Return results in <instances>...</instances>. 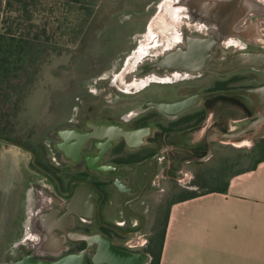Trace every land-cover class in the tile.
Returning a JSON list of instances; mask_svg holds the SVG:
<instances>
[{"label":"flooded vegetation","instance_id":"1","mask_svg":"<svg viewBox=\"0 0 264 264\" xmlns=\"http://www.w3.org/2000/svg\"><path fill=\"white\" fill-rule=\"evenodd\" d=\"M232 3L226 8L233 7ZM256 4L264 8V0H250V6ZM256 13L262 11L250 14ZM250 14L238 17L237 12L221 7L219 20L212 23L214 20H205L200 12L199 17L213 28L208 35L221 30V17L226 18L222 30L228 44L233 43L236 33L254 24L259 27L253 37L241 35L245 42L240 47L234 43L225 50L218 44V49L224 50V55L215 59L218 65L230 57L264 53L259 19L240 26ZM128 70L117 79L123 91H131L137 80ZM179 73L183 74L180 79L173 78L171 83H181L177 88L171 86L175 90L169 91L168 97L150 98L108 115H86L57 131L55 153L42 146L33 150L41 166H36L42 177L40 185L51 201L35 214L34 227L40 232L36 249H19L11 264L25 257L53 262L82 254L88 264H108L102 261L103 253L125 252L150 254L148 264L152 263L174 203L190 191L205 188L202 170L189 180L190 168L216 156L221 133L244 129L263 111L248 91L264 86V67L241 66L228 73L213 69ZM232 123L240 125L234 128ZM256 129L263 132L264 123L245 135ZM251 139L258 142L264 137ZM209 154L207 160H200ZM27 228L21 239L28 235Z\"/></svg>","mask_w":264,"mask_h":264},{"label":"rangeland","instance_id":"2","mask_svg":"<svg viewBox=\"0 0 264 264\" xmlns=\"http://www.w3.org/2000/svg\"><path fill=\"white\" fill-rule=\"evenodd\" d=\"M14 5L17 7V3L14 2ZM177 5H185V8L189 5V8L184 13L176 12L178 20L172 16L166 17V14L175 12ZM190 5L188 0H93L92 3L83 4L71 0H42L37 14L38 26L35 28L42 32L41 41L47 49L42 59V68L34 90L27 96L19 112L15 114L9 108L0 109V132L36 148L45 147L53 154L57 131L86 115H108L139 106L150 98L168 97V92L173 93L172 90L181 81L171 83L169 75L172 72L159 67L162 54L183 46L186 33L206 36L213 31L199 15L195 16L191 12L195 10ZM6 8V2L0 6V30ZM168 10L171 12H167ZM158 14L162 18V24L159 20L155 21L152 28L157 34L150 39L147 34L149 24ZM256 18L264 32V11L250 14L240 26ZM175 28L181 39L171 43L174 37L172 30ZM24 32L27 34L28 30L25 29ZM159 39L170 43L166 48L161 45L154 47ZM226 39L222 36L219 42V46L225 50H228V45L233 46L235 43L240 47L245 42L239 33L231 39V44ZM141 44L144 45L143 50L149 48L146 50H149V55L136 63V85L130 88L131 91H123L118 86L117 79L130 67H135L127 63L124 69L127 59L131 65L134 64L133 61L139 55L135 52ZM154 76L159 81L151 80ZM147 79H150L148 85L144 84ZM173 85L175 88L171 87ZM237 125L240 124H232L233 127ZM260 133L261 130L256 129L238 139H229L231 144H228L225 151L235 152L236 144L243 147L239 149L244 151L245 161L248 160L246 157H249L250 147H253L250 144L251 138ZM5 158L9 162L8 170L11 174L5 185H10V191L18 190L20 196L27 189L31 190L23 206L22 198L19 199L18 196L7 205L15 208L10 219L15 234L10 241H1L0 248L2 264H10L12 259L19 256V249H36L35 240L39 238L40 232L33 224L35 214L42 207L40 197L45 196L49 201L51 198L40 185L41 173L33 167L31 153L0 142V171ZM27 219L29 234L21 239ZM140 242H144L143 239Z\"/></svg>","mask_w":264,"mask_h":264},{"label":"crops","instance_id":"3","mask_svg":"<svg viewBox=\"0 0 264 264\" xmlns=\"http://www.w3.org/2000/svg\"><path fill=\"white\" fill-rule=\"evenodd\" d=\"M228 144L229 139H221L212 160L188 171L190 180L202 170L206 185L199 191L203 194L174 203L160 264H264V160L255 166L253 155L245 161L239 149L243 147L234 144L235 152L225 151ZM2 161L0 242L10 241L15 234L10 223L15 208L8 203L18 196L23 206L31 193L30 188L21 196L18 190L10 191V185H5L11 178L9 162Z\"/></svg>","mask_w":264,"mask_h":264},{"label":"trees","instance_id":"4","mask_svg":"<svg viewBox=\"0 0 264 264\" xmlns=\"http://www.w3.org/2000/svg\"><path fill=\"white\" fill-rule=\"evenodd\" d=\"M92 1L71 0L79 4L92 3ZM5 2L7 11L2 18L0 30V109L9 108L16 114L22 108L27 96L34 90L47 49L41 41L42 32L35 30L38 26L37 14L42 0H0V6ZM14 2L17 3V7ZM25 29L28 30L27 34L24 32ZM0 137L19 142L37 151L35 146L9 138L1 132ZM250 155L255 157V166L264 160V140L256 143ZM33 167L37 169L34 162ZM200 194L203 193L190 191L182 200L195 198ZM164 238L165 234L161 248L151 264L161 263Z\"/></svg>","mask_w":264,"mask_h":264},{"label":"bare ground","instance_id":"5","mask_svg":"<svg viewBox=\"0 0 264 264\" xmlns=\"http://www.w3.org/2000/svg\"><path fill=\"white\" fill-rule=\"evenodd\" d=\"M179 1H181V0H177V2H179ZM230 2L232 3V0H188V4H191L190 8L192 7L193 10H195L196 15H199L200 12H202L205 15V18H207L210 22H211V20H214L212 23H215L219 20L218 19L219 17L217 16V14L221 10V7H222V9H227V10H230L232 12H237L239 14L238 17H241L243 14L244 15L242 17H245L247 14L255 13V12H261L264 10V8L258 7L257 4L250 6V0H235L234 3H232L233 7H227L226 8V6H231ZM183 6H185V5H182V6L177 5L176 10H174L175 12H172L171 14H166L167 15L166 17L172 16L173 18L178 20V16L176 15V12L181 13V12H184L186 9L189 8V5L187 8H185ZM248 10H249V12L246 13ZM165 12H166V10H165ZM167 12L170 13L171 10H168ZM159 16H160V14H158L152 20V22L149 24V28H148L149 33H147V34L149 35L150 39H151V37H155V34H157L156 31L154 30V28H152L156 24L155 21L159 20V21H161V24H162V18ZM164 18L165 17L163 16V19ZM222 20H226V18L224 16L221 17V26H222V29H224L225 27H223V23H225L226 21L222 22ZM173 25H175V23ZM167 26H169V23L167 24ZM222 29L215 32V33L213 32L212 34L208 35L207 37H204V39L200 38V37H193L192 35L186 33L185 37L183 38L185 40L184 41L185 43L183 44V46H177L174 48V50L178 49L177 53H164V54H162V57L160 58L159 62H164L165 64H167L169 66L168 68H165L166 70H169L170 72H172V73H170V75L168 74L170 77L169 79L173 80V78L177 79L180 76H182L183 74H181L179 72L186 73L188 71H201V70H205V69H210V70L213 69V70H216L220 73H228L233 69L244 66L245 63H244L242 57H244L245 55H238V56L230 57V59L227 61V63H225L223 65H218L215 62V59L218 56L224 55V52L218 49V44L220 42V39L224 35L223 34L224 31ZM163 30L164 29L162 28V31ZM257 30H259V27H258V25L254 24L253 27H248L245 30H243L244 32H241V33L239 32V34H241L244 37H247V35L253 37V36H255V34H257L256 33ZM172 33H173L174 37L172 38L173 40H171V43L176 42L177 40L181 39L180 38L181 35L176 32V28L172 30ZM236 34H238V33H236ZM169 43L170 42L164 43V42H162V40L159 39L157 41V43H155L154 47H156L157 45L158 46L161 45V46H165V48H166V46H168ZM143 46L144 45L141 44L139 50L135 52V53H139V55L133 61L134 64L131 65L130 62H128V65H130L132 67L135 66L134 67L135 69L130 67L128 70V72H130L133 76L138 75V69L136 68L137 67L136 63L141 61L142 58L145 57L146 55H149V50L146 51L149 48H147L146 50L145 49L143 50ZM184 49L188 50V51L185 52V51H183ZM193 55H195L194 56L195 60H192V58H191V56H193ZM263 57L264 56L256 55V58H257V59L255 58L256 60L255 59H249V60H247V62L248 63H255L256 66L264 67V58ZM155 73L157 74V72H155ZM151 80H158L159 81V79L155 76H154V79H151ZM148 81H150V79H147L144 82V84H148ZM122 86H125V85L122 84ZM250 144H252V143H250ZM40 201H41L42 207L47 206L48 203H50L49 199L45 196L40 197ZM41 208L38 209L37 212H39V210L42 211Z\"/></svg>","mask_w":264,"mask_h":264},{"label":"water","instance_id":"6","mask_svg":"<svg viewBox=\"0 0 264 264\" xmlns=\"http://www.w3.org/2000/svg\"><path fill=\"white\" fill-rule=\"evenodd\" d=\"M200 38L204 39V37H200ZM177 51L178 49L173 50L169 53H177ZM183 51L186 52L188 50L184 49ZM242 55H245L244 57H242L245 63L244 66H256L255 63H248L247 60L255 59L256 55L264 56V53H255V54L249 53V54H242ZM194 56L195 55L191 56L192 60H195ZM225 63L227 62H224L223 64ZM223 64H220V65H223ZM159 67H164L165 69V68H168L169 66L165 64L164 62H159ZM248 92L257 98L259 105L263 107V111L261 112L260 116L256 120H254L250 125H248L244 129L237 131L235 133H221L220 135L223 139H238L244 136L248 131H250L255 126L264 123V86L260 88L251 89ZM105 127H109V126H105ZM257 137H264V131L261 132ZM255 141L256 140H253V139L251 140L252 145L255 144ZM0 142L22 148L23 150L32 153L34 156V164L38 167H41L37 161V153L34 152L29 147L19 142L8 140L2 137H0ZM210 145H212L211 141H210ZM209 157H210V154L207 155L206 157L201 158L200 160L204 161V160H207ZM103 255L104 256H102L103 258L102 261L107 262L108 264H148L151 261V255L146 254V253L132 254L130 252H125V253L110 254V255L109 254L106 255L105 253H103ZM13 264H88V262H87L86 256L82 254V255H73V256L64 257V258H61L53 262L39 261V260H34L31 257H25L20 261L14 262Z\"/></svg>","mask_w":264,"mask_h":264}]
</instances>
